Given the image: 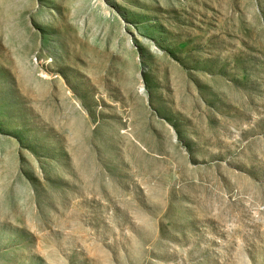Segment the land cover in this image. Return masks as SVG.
<instances>
[{"label":"rangeland","instance_id":"374dc122","mask_svg":"<svg viewBox=\"0 0 264 264\" xmlns=\"http://www.w3.org/2000/svg\"><path fill=\"white\" fill-rule=\"evenodd\" d=\"M0 264H264V0H0Z\"/></svg>","mask_w":264,"mask_h":264}]
</instances>
